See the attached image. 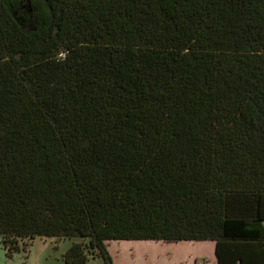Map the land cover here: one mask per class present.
Listing matches in <instances>:
<instances>
[{"label":"trees","instance_id":"obj_1","mask_svg":"<svg viewBox=\"0 0 264 264\" xmlns=\"http://www.w3.org/2000/svg\"><path fill=\"white\" fill-rule=\"evenodd\" d=\"M0 237L264 264V0H0Z\"/></svg>","mask_w":264,"mask_h":264},{"label":"rangeland","instance_id":"obj_2","mask_svg":"<svg viewBox=\"0 0 264 264\" xmlns=\"http://www.w3.org/2000/svg\"><path fill=\"white\" fill-rule=\"evenodd\" d=\"M80 241V237H38L8 258L0 237V264H65L64 254L74 242ZM106 249L112 264H194L196 256L204 258L203 264H214L216 257L213 242L110 241ZM88 264H107V261L95 256Z\"/></svg>","mask_w":264,"mask_h":264},{"label":"crops","instance_id":"obj_3","mask_svg":"<svg viewBox=\"0 0 264 264\" xmlns=\"http://www.w3.org/2000/svg\"><path fill=\"white\" fill-rule=\"evenodd\" d=\"M214 246H215V244H214ZM193 263L194 264H197V262H201V264H203V263H206V261L204 260V258H201L200 256H196V257H194L193 258ZM216 257H215V263L214 264H217V262H216ZM203 262V263H202Z\"/></svg>","mask_w":264,"mask_h":264}]
</instances>
